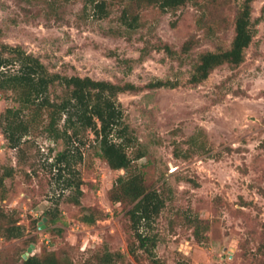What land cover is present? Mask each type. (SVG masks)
Segmentation results:
<instances>
[{
  "label": "rangeland",
  "instance_id": "obj_1",
  "mask_svg": "<svg viewBox=\"0 0 264 264\" xmlns=\"http://www.w3.org/2000/svg\"><path fill=\"white\" fill-rule=\"evenodd\" d=\"M92 1L0 0V42L23 46L52 71L139 86L119 99L137 137L129 153H143L134 168L165 200L146 230L157 237L159 264H264V0L253 3L257 30L245 61L222 65L197 85L189 82L193 62L230 47L242 0H191L168 9L108 0L105 18ZM136 15L137 26H128ZM204 16L218 20L214 29L200 25ZM187 40L193 44L185 53ZM157 78L177 86L148 87ZM13 105L12 92L0 90V117ZM44 123L14 147L0 120V177L12 171L0 184V207L24 227L18 238L0 232V264H22L44 248L67 264H102L106 252L112 264H156L138 247L127 214L132 204L113 200L119 173L100 155L94 133L75 142L60 180L52 163L65 142L52 139ZM91 216L93 223L86 221Z\"/></svg>",
  "mask_w": 264,
  "mask_h": 264
},
{
  "label": "trees",
  "instance_id": "obj_2",
  "mask_svg": "<svg viewBox=\"0 0 264 264\" xmlns=\"http://www.w3.org/2000/svg\"><path fill=\"white\" fill-rule=\"evenodd\" d=\"M144 5L159 4L163 9L177 8L191 0H134ZM255 0H242L236 7L234 16V36L228 48L207 50L200 53L193 62L189 82L200 84L218 67L228 64L238 66L245 61L246 50L256 35V20L253 17ZM96 16L105 18L109 15L108 0H93ZM87 8V5H85ZM138 15L126 21L128 26H137ZM127 19V18H126ZM200 25L206 24L215 28L218 20L210 23L207 17L199 19ZM203 22V23H202ZM205 22V23H204ZM193 40H187L182 51L188 53ZM163 49L174 56L176 51L168 43ZM176 82L170 79L157 78L148 84L150 88L175 87ZM0 90L11 91L18 105L9 106L1 114L0 120L6 138L17 147L22 138L29 133L30 128L44 121L45 132L54 140H63L65 148L55 156L52 165L58 170V177L63 178V171L71 166L74 157L75 142L85 144L83 135L92 131L99 144L100 155L108 162L112 170L119 173L113 200L132 204L128 210L131 229L137 238L139 248L147 250L154 262L157 261L154 248L157 244L156 235L146 230L160 215L165 200L158 189H149L145 183L144 174L134 168L133 162L143 156L138 151L132 157L129 148L137 140L134 129L126 121L125 109L119 99V94L139 90L133 82L116 83L106 79H95L91 76L69 75L52 71L38 55L28 52L21 45L0 42ZM77 150L80 147L77 145ZM5 175L0 177V184ZM67 180L68 186H73L72 179ZM81 181L76 184L79 194H82ZM80 203L79 196L71 199ZM56 219L53 218L52 221ZM86 221L93 223L94 216ZM23 226L17 221L7 219V214L0 207V232L7 238H18L23 235ZM132 252L135 246L132 244ZM264 256V240L260 246ZM111 252L99 255L102 264H112ZM22 264H67L56 251L44 250L39 254H30L23 258Z\"/></svg>",
  "mask_w": 264,
  "mask_h": 264
}]
</instances>
